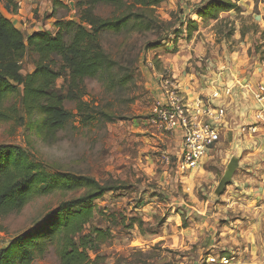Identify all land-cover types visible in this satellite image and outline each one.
<instances>
[{
  "label": "rangeland",
  "instance_id": "rangeland-1",
  "mask_svg": "<svg viewBox=\"0 0 264 264\" xmlns=\"http://www.w3.org/2000/svg\"><path fill=\"white\" fill-rule=\"evenodd\" d=\"M6 1L18 13L15 2ZM63 1L23 0L27 22L35 19L39 23L32 34L46 29L50 17L54 19L53 28L62 19L78 23L89 3ZM118 1L120 7L96 4L93 15L112 19L128 13L131 0ZM201 6L202 0H162L152 13L147 12L154 20L153 29L134 30L131 21L119 34L100 32L102 48L131 72L133 82L119 90L109 86L102 75L86 80L82 100L95 107L90 122L78 116L75 102L65 101L63 127L46 139L38 132L41 113L26 115L23 111L21 87L3 103V108L14 109L17 116L0 123V146L20 148L46 172L89 177L101 185L117 187L94 202V219L81 234L85 236L93 229L108 233L104 243L88 252L96 264H226L224 260L229 261L227 264H256L261 259L263 212L261 216H254V209L247 212L244 207L248 195H224L229 184L221 195H213L231 157L240 156V167L234 175L245 165L237 127H241V134L253 126L251 122L245 126V120L252 117L253 101L259 105L258 110L264 105L256 99L257 89L264 86V0H240L239 12L221 13L217 21L199 19ZM27 22L18 26L25 39L34 25L28 28ZM191 22L197 26L188 31ZM55 32L56 28L51 35ZM240 53L249 69H232L231 77L228 65ZM36 59L32 53L24 59L20 64L22 75L33 71ZM220 63L225 65L224 82L213 77L220 71ZM241 63L236 62L239 66ZM57 68H61V76L54 90L66 95L69 68L59 60ZM187 74L193 91L181 87L185 97L193 101L217 90L223 97L226 116L219 143L198 169L183 174L177 168V134L158 131L149 124V118L154 104L163 99L161 81ZM246 76L253 79L254 86L244 95L241 88L245 84L238 81ZM226 88L231 90L228 96L223 91ZM80 195L82 192L53 191L32 197L20 211L0 216V250L40 224L62 203ZM60 243L57 237L47 242L31 264H60Z\"/></svg>",
  "mask_w": 264,
  "mask_h": 264
},
{
  "label": "trees",
  "instance_id": "trees-1",
  "mask_svg": "<svg viewBox=\"0 0 264 264\" xmlns=\"http://www.w3.org/2000/svg\"><path fill=\"white\" fill-rule=\"evenodd\" d=\"M239 1L202 0L197 16L202 21H217L221 13L239 12ZM161 2L131 0L128 13L112 19H98L93 15L96 4L120 7L121 3L118 0H89L78 23L60 20L55 23L53 35L37 32L27 39L18 26L0 11V123L15 120L16 111L3 108V103L20 87L25 114L39 111L43 117L38 130L43 138L51 139L63 127L65 101L76 103L77 114L82 120H94L95 107L82 100L86 96V80L102 75L109 86L119 90L126 89L133 82L131 72L102 48L100 32L119 34L131 21L132 29L147 32L155 26L150 13ZM195 26V22L189 23L188 31ZM30 53L37 56L34 69L22 75L20 64ZM58 60L68 66L70 72L66 95L54 90L55 82L61 76ZM116 190L117 187L101 185L93 178L46 172L32 163L20 148L0 146L1 217L20 211L35 196L48 195L53 191L82 192L79 197L62 203L40 224L0 250V264H31L35 256L43 253L45 244L55 237L61 242L58 251L60 264H96L88 252L97 249L109 235L101 229H93L85 236L81 234L94 219V202L107 192Z\"/></svg>",
  "mask_w": 264,
  "mask_h": 264
},
{
  "label": "built area",
  "instance_id": "built-area-1",
  "mask_svg": "<svg viewBox=\"0 0 264 264\" xmlns=\"http://www.w3.org/2000/svg\"><path fill=\"white\" fill-rule=\"evenodd\" d=\"M161 89L163 100L152 107L149 124L158 131L180 136L177 168L186 174L199 168L225 131L223 97L214 90L207 96H198L190 101L171 77L161 81ZM223 91L226 96L231 93L230 88ZM256 99L264 104V86L257 89ZM224 261L226 264L229 262Z\"/></svg>",
  "mask_w": 264,
  "mask_h": 264
},
{
  "label": "crops",
  "instance_id": "crops-1",
  "mask_svg": "<svg viewBox=\"0 0 264 264\" xmlns=\"http://www.w3.org/2000/svg\"><path fill=\"white\" fill-rule=\"evenodd\" d=\"M1 1L3 2V9L1 8L0 10H1V12H3L5 14V16L7 18L13 19L15 21L14 23H17V22L20 23L17 26L21 25L22 21L27 22L26 18H28V14H27V9L24 7L23 0H12L13 4L15 2V4L19 7L18 13H16V14L12 11L13 8L11 7V4H9V1L8 2L6 1V3H4V0H0V2ZM22 5H23V8L20 9ZM30 20H31V23H29V21H28L25 24V26L30 28L32 24L35 25V27H34V25L32 26V29H31V34H32V32L38 30L39 23L35 19H30ZM62 20H64V19H62ZM53 22H54V19H52L51 17L48 18L46 20L47 24H45L46 29L42 30V28H39V30H42V32L52 33V30L53 29L55 30V26L53 28L51 25V23H53ZM29 31H30V29H29ZM184 53H187V51H184ZM241 55H242L241 53L238 54L237 60H235L234 62L231 61V63L228 65L229 70L227 68V71H229V74L231 77H233V74L231 72V71H233L232 69H236V71H238V72L239 71L247 72L249 69V67H248L249 63L244 64L243 62L245 61V58L241 57ZM247 59H248V57H247ZM236 62H242V63L239 66L238 64H236ZM224 66L225 65L223 63H220V65L217 67L218 69L220 68V71H218V74L213 75V77L215 76L214 77L215 80L217 79L220 82L226 81V79H225L226 72L224 71L225 70ZM211 69H214V67ZM252 73H254V72H252ZM174 80L176 81V83L178 84V86L180 88L183 87L184 90L191 92L192 89H189V88H191L190 86L193 84H191V81H190L188 74H187V76H182L180 79H176V77H174ZM238 82H239V85L242 83L245 84V86L243 88H241L242 93L244 95H246L244 91H247L248 89H251L254 86L253 79L251 77L244 78V79H242V81L239 80ZM228 85H230V86L233 85V81H228ZM183 92H185V91H183ZM200 93L208 94L204 91H202ZM160 98H159L160 100H158V101L163 100L162 97H160ZM257 105L258 104L256 103V101H253L251 103V108H253V109L250 111V114H251L250 116H252V117H251V119L245 120V124H247L245 126H248V124H250V122H251V124H253V126L251 125L250 128L242 130L241 134L238 133V131L240 130L241 127H237V135L240 136L239 139H241V141H240L241 146H244V147L239 148V149L243 150V154L244 153L246 154L245 162H244L245 165H243V166L241 165L242 167L239 170V172L236 175H234V177H232V181L229 184L227 191L225 192L224 195H248V198L246 200V205L244 208L247 210V212L248 211L250 212L254 209V216H255V214L257 216H261L262 212L264 215V199H263L264 198V105H262V109H260V110H258ZM228 113H230V112L228 111ZM255 124H257V125H255ZM177 137L180 141V136L177 135ZM252 143L257 144V146L256 145L252 146ZM244 148H245V151H244ZM239 167H240V165H239ZM250 215H252V214H250ZM260 222H262V221H260ZM261 225H264V224L261 223ZM263 240H264V235L262 237V241ZM262 247H263L262 248L263 254L261 256V259L258 260L256 264H263L264 263V244L263 243H262ZM239 253H242V254L244 253V255H246L245 252H241L240 250H239Z\"/></svg>",
  "mask_w": 264,
  "mask_h": 264
},
{
  "label": "water",
  "instance_id": "water-1",
  "mask_svg": "<svg viewBox=\"0 0 264 264\" xmlns=\"http://www.w3.org/2000/svg\"><path fill=\"white\" fill-rule=\"evenodd\" d=\"M239 160H240L239 155L230 158L229 162L227 163L224 169L223 175L220 181L218 182V185L213 195L214 197L221 195L222 191L224 190V187L227 184L231 183L234 173L236 172V170L239 169Z\"/></svg>",
  "mask_w": 264,
  "mask_h": 264
}]
</instances>
